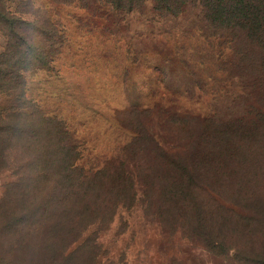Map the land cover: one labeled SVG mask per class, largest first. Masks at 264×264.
<instances>
[{
	"label": "rangeland",
	"instance_id": "1",
	"mask_svg": "<svg viewBox=\"0 0 264 264\" xmlns=\"http://www.w3.org/2000/svg\"><path fill=\"white\" fill-rule=\"evenodd\" d=\"M6 5L27 19L49 18L64 34L57 38L49 68L30 72L25 85L11 89L0 81V114L6 118L23 103V119L34 125L47 113L65 131V140L60 142L56 126L45 122L46 129L26 143L28 131L4 142L6 123L0 119V208L5 218L28 209L32 216V208L46 201L58 204L63 233L70 238L34 242L33 233L43 225L33 223L24 230L22 260L14 253L15 229L0 245V264H44L49 250L62 254L66 248L74 250L71 264H257L250 253L253 233L219 223L213 233L195 230L191 222L177 225L169 213L179 173L189 171L183 181L192 174L204 188L213 181L199 176L201 168L192 162L188 170L180 169L174 160L185 146L230 110L242 115L249 108L245 116L254 118L259 108L243 99L235 77L240 45L233 46L205 21L198 4L188 3L179 15L157 11L152 0L132 10L105 0H6ZM7 45L0 30V50ZM22 87L26 92L19 98L14 89ZM132 121L144 124L159 148L150 140L135 141ZM57 143L69 150L64 158L51 154ZM70 150L76 152L71 159ZM63 159L72 166L67 169ZM255 172L246 167L225 174L218 181L233 183L216 188L217 196L231 199L227 189L237 187L236 181H251L243 183L256 190L261 178L255 180ZM116 181L123 182V191ZM258 189L264 190V178ZM22 190L27 200L21 199ZM83 204L91 207V215L80 212ZM35 255L44 261L34 260Z\"/></svg>",
	"mask_w": 264,
	"mask_h": 264
},
{
	"label": "trees",
	"instance_id": "2",
	"mask_svg": "<svg viewBox=\"0 0 264 264\" xmlns=\"http://www.w3.org/2000/svg\"><path fill=\"white\" fill-rule=\"evenodd\" d=\"M105 1L120 10H132L145 2V0ZM152 1L157 11L173 15L184 13L188 3L198 4L201 7L200 12L205 21L217 29L223 37L231 40L233 46L240 45L239 61L236 62L234 67L237 70L235 77L243 86L241 92L243 99L246 102L252 99L259 107L255 111L254 118L249 117V114L245 116L250 112L248 111L249 108L246 111L241 110L242 115H239L240 110L238 109L230 110L229 114L225 113L226 115H223L220 122H215L211 126L210 132L193 137L191 145L185 146L182 155L179 154L176 157L177 160L174 161L178 162L181 170H188V166L192 162L193 167L201 168L202 174L200 173L199 176H207L213 181L208 184V187L204 188L199 186L200 184L192 174L191 177L188 176L189 179L183 181L190 173L189 171L179 173L178 180L174 184L176 188L174 191L175 208L169 211L170 216L176 221L177 225L183 224L184 226L191 222V226L195 230H206L209 233H213L217 223L221 227H232L233 230L240 231L242 234L251 235L253 233L255 235L252 241L254 245L250 253L254 257L251 259L257 264H264V190L258 189L261 180L264 178V0ZM0 30L8 38L7 47L4 51L0 50V81L8 82L10 89L13 88L15 83L16 85H25L30 72L51 66L55 48L60 42L57 38H63L64 34L62 27L49 18L43 21L38 17L27 19L21 14L18 15L12 12L7 7L6 0H0ZM226 56L230 57L229 53ZM25 90L23 87L14 89L15 92H19V98H21V93L25 94ZM247 104L249 103L247 102ZM22 105L23 103L17 106L22 107ZM19 107H13V114L9 113L6 118L3 112L0 114L1 121L6 123L5 129H3V135L6 137L4 142H8V139L16 136L20 138V135L28 131L30 136L25 135L23 138V143H26L30 140L31 134H37L40 129H46L45 124H42L45 122L56 126L55 135L60 142L65 140V131H62L59 124H53L55 117L42 112L39 121L34 122L33 125L31 121L23 119V113L27 114V112ZM132 124L136 128L133 130L135 141L142 140L147 143L150 140L159 148V143L144 124H138L136 121H132ZM31 145L34 144L31 143ZM63 145L57 143L56 152L54 151L51 154L56 153L58 155L60 153L64 158L69 150L67 149L65 152ZM41 147L43 146L41 145ZM147 149H145V153ZM161 150L163 154L169 155L170 153L163 147H161ZM148 151L150 150L148 149ZM75 155L76 152L70 150L68 158L71 159ZM63 161L67 169L72 166L69 161L65 159ZM246 167L256 169L255 180L261 178L260 181L256 182L258 188L252 190L243 183L251 181H236L237 187L232 189L228 187L227 189L231 199H225L224 201L221 195L217 196L218 190L216 188H224L226 184L233 183V181L218 180L225 174H230V172V175L237 174L240 168L244 169ZM111 182L113 183V181ZM90 184L96 185L95 187L102 186L96 182H90ZM130 185L134 187V183L131 182ZM116 188L119 192L123 191V182L116 181ZM27 190H30V186L27 187ZM135 191L134 187V196ZM19 193H22L21 199L27 200L26 193L23 190ZM33 196L34 193L29 195L28 198ZM9 199L11 197L7 201ZM58 207H60L58 204L46 201L32 208V216H29L31 209H28L23 211V214L21 212L7 214L5 218L2 214V208H0V215L4 218L3 223L0 225V245L4 246L3 239L16 229L15 235L19 239L16 241L17 245L14 248V253L24 260L26 258L25 254H27V243L23 237L24 230L33 223L43 225L42 230L36 228L33 233L34 242L39 240H51V242L61 240L65 242L67 238L69 240L70 237L63 233L66 226H63L59 221L62 216H57ZM222 208L225 210L223 211ZM79 210L82 213L91 215V207L88 205L84 206L83 204ZM63 211L68 213L69 216L67 210L63 209ZM45 226H48V228L45 229ZM32 239H29V242H32ZM210 239L214 241V237H210ZM52 247L62 246L54 244ZM71 251L73 253L74 250L66 248L62 254L56 249L49 250V254L44 251V254L47 253L48 256H44L46 261L44 264H71L69 263ZM33 258L34 260L40 259L36 255ZM74 258L72 255L73 263ZM43 261L40 259V263Z\"/></svg>",
	"mask_w": 264,
	"mask_h": 264
}]
</instances>
